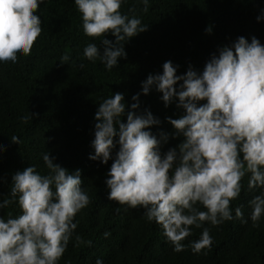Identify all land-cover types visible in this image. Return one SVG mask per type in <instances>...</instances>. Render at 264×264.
I'll return each mask as SVG.
<instances>
[{
    "label": "clouds",
    "instance_id": "1",
    "mask_svg": "<svg viewBox=\"0 0 264 264\" xmlns=\"http://www.w3.org/2000/svg\"><path fill=\"white\" fill-rule=\"evenodd\" d=\"M125 2L74 0L83 33L99 38V45L88 43L83 55L99 60L107 70L126 57L121 41L147 28L139 17L120 11ZM42 3L0 0V63L15 64L19 55L30 54L42 31L37 14ZM140 3L147 11L149 0ZM256 19L264 20V9ZM68 59L64 55L61 62ZM178 68L165 61L162 73L148 74L131 104L126 105L120 92L100 102L94 113V153L89 155L101 164L112 161L105 179L108 199L142 209L147 221L160 225L174 251L183 250L181 242L192 235V227L205 222L217 226L234 218L230 204L240 196L246 175L248 188L260 189L249 201L248 219L255 227L264 216V44L255 36L250 42L239 36L211 53L202 70L189 65L178 75ZM153 89L162 94L165 107L175 102L183 110L178 118L165 117L183 139L163 153L168 134H154L151 128L159 126L160 119L140 107V95ZM10 140L20 142L15 135ZM42 159L47 173L35 165L16 171L9 198L0 201V209L13 203L20 209L18 215L0 217V264H58L77 227L75 215L90 203L80 169L70 172L47 152ZM234 212L245 222L241 208ZM211 245L207 227L191 241L194 253ZM96 264L103 262L97 259Z\"/></svg>",
    "mask_w": 264,
    "mask_h": 264
},
{
    "label": "trees",
    "instance_id": "2",
    "mask_svg": "<svg viewBox=\"0 0 264 264\" xmlns=\"http://www.w3.org/2000/svg\"><path fill=\"white\" fill-rule=\"evenodd\" d=\"M261 9L264 0H149L144 11L140 0H126L120 11L139 17L147 28L121 41L126 57L107 70L99 60L92 62L83 55L88 43L99 45V38L83 33L74 0H43L39 5L42 31L30 54L19 55L15 64L0 63V147L4 148L0 201L9 198L16 171L35 165L37 171L47 173L45 152L70 172L81 170L90 203L75 215L77 227L58 264H96L97 259L103 264H264V216L255 227L248 219L249 201L260 189L248 188V175L242 178L240 196L230 204L234 218L217 226L205 222L201 228L192 227V235L181 242L183 250L174 251L160 225L147 221L142 209L108 199L105 179L112 161L101 164L89 159L100 102L120 92L126 105L131 104L141 82L150 73H162L165 61L179 65L180 75L189 65L202 70L211 53L239 36L249 42L255 36L264 44V20L256 19ZM206 28H211L210 34ZM106 38L114 40L111 35ZM64 55L69 59L62 63ZM161 95L153 89L139 100L141 110L149 109L161 121L151 131L168 134L161 145L163 153L183 139L165 117L178 118L183 110L175 102L165 107ZM30 114H35L32 119H23ZM13 135L19 144L11 142ZM236 207L245 222L235 218ZM9 213H20L16 203L0 209V217ZM204 227L212 245L194 253L191 241L200 238Z\"/></svg>",
    "mask_w": 264,
    "mask_h": 264
}]
</instances>
